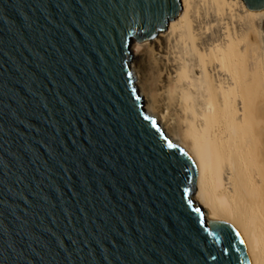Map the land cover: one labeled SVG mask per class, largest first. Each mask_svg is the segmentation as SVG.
Returning a JSON list of instances; mask_svg holds the SVG:
<instances>
[{
	"label": "water",
	"instance_id": "obj_1",
	"mask_svg": "<svg viewBox=\"0 0 264 264\" xmlns=\"http://www.w3.org/2000/svg\"><path fill=\"white\" fill-rule=\"evenodd\" d=\"M180 12L0 0V264H248L238 232L193 205L194 162L129 71L130 44Z\"/></svg>",
	"mask_w": 264,
	"mask_h": 264
},
{
	"label": "bare ground",
	"instance_id": "obj_2",
	"mask_svg": "<svg viewBox=\"0 0 264 264\" xmlns=\"http://www.w3.org/2000/svg\"><path fill=\"white\" fill-rule=\"evenodd\" d=\"M129 56L143 111L194 162L193 205L238 232L248 264H264V10L181 0Z\"/></svg>",
	"mask_w": 264,
	"mask_h": 264
},
{
	"label": "rangeland",
	"instance_id": "obj_3",
	"mask_svg": "<svg viewBox=\"0 0 264 264\" xmlns=\"http://www.w3.org/2000/svg\"><path fill=\"white\" fill-rule=\"evenodd\" d=\"M134 42H135V43H138L137 41H134ZM143 43H145V41L142 42V43H139V44H143ZM174 48H175V46L172 48L174 51L171 49V52H174V53H175V54L173 53L174 55H176V54L178 55L179 52H178V53H176V52L179 51V49L176 48V49H178V50H176V49H174ZM179 56H180V54H179ZM194 194H195V190H194V192H193V195H194ZM193 195H192V196H193Z\"/></svg>",
	"mask_w": 264,
	"mask_h": 264
}]
</instances>
